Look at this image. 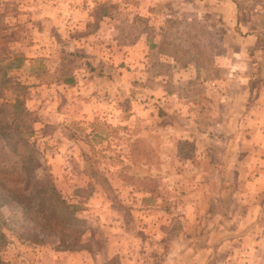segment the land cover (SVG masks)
<instances>
[{
  "label": "rangeland",
  "instance_id": "374dc122",
  "mask_svg": "<svg viewBox=\"0 0 264 264\" xmlns=\"http://www.w3.org/2000/svg\"><path fill=\"white\" fill-rule=\"evenodd\" d=\"M157 2L0 0V126L72 217L0 205V264H264V61L219 67V28Z\"/></svg>",
  "mask_w": 264,
  "mask_h": 264
},
{
  "label": "crops",
  "instance_id": "0c3cea01",
  "mask_svg": "<svg viewBox=\"0 0 264 264\" xmlns=\"http://www.w3.org/2000/svg\"><path fill=\"white\" fill-rule=\"evenodd\" d=\"M135 1L138 4V9L145 12L149 11L148 14L151 13L153 15L151 19L158 18L157 24H163L164 20H162L161 14L156 11L157 4L159 3L157 2L158 0ZM200 4H203V6H199ZM127 5H130V3ZM186 9L187 12L195 16V19H199V15H201L200 20H205V23L213 26V29L219 28L220 32L215 33V38L221 41L222 46L217 54L220 57L218 60L220 61L218 64L219 67L223 69L230 67L232 71L242 67L244 60H248L246 57L250 54V52L249 54L247 53L246 48L251 51L255 48L251 54H255L256 58H262L261 61H264V46L262 45V42H264V18L262 8L253 6L252 12L244 15L242 8L239 9V5H236L233 0H190ZM139 15H143L145 18L149 17V15L146 16V13H140ZM242 69L241 72L244 73L247 66L242 67ZM240 80L243 81L242 78ZM218 81V83H221L220 80ZM238 83L237 81H225L223 87L226 90L225 95L222 97L223 101L228 96L227 94H231L227 90H235L237 92L241 89L244 92L247 87L248 89L250 88L249 86L241 88ZM245 93L246 91L243 95ZM260 96V103L264 102V86L260 91Z\"/></svg>",
  "mask_w": 264,
  "mask_h": 264
},
{
  "label": "trees",
  "instance_id": "16d2710c",
  "mask_svg": "<svg viewBox=\"0 0 264 264\" xmlns=\"http://www.w3.org/2000/svg\"><path fill=\"white\" fill-rule=\"evenodd\" d=\"M164 15L168 17L165 20V26L182 23L184 26L196 25L199 27L202 24L193 16L184 15L183 17L187 21L180 22L173 19L174 15L171 16L167 12H164ZM205 25L207 24L205 23ZM165 34L166 29H164L163 33L161 32V37L164 41ZM163 40H161L162 45ZM19 143L23 146L21 153L17 147ZM32 155L33 151L28 147L24 137H17L11 130H3V127L0 126V165L8 168L11 171V175L15 178L10 187L2 182V178L0 179V205L24 207V204L30 201H37L39 212L43 211L39 215L38 226L50 233H56L60 229V224L64 217L68 219H72V217L66 213L68 208L57 194L50 175L43 173L41 180L35 178L34 164L29 162L31 160H28L33 157Z\"/></svg>",
  "mask_w": 264,
  "mask_h": 264
}]
</instances>
